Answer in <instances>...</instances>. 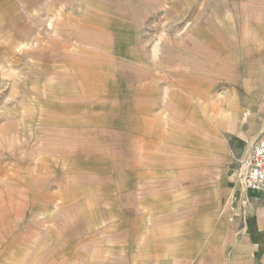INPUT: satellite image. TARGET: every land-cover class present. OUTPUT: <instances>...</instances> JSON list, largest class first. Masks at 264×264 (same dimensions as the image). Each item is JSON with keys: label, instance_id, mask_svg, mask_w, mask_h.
Wrapping results in <instances>:
<instances>
[{"label": "crops", "instance_id": "0c3cea01", "mask_svg": "<svg viewBox=\"0 0 264 264\" xmlns=\"http://www.w3.org/2000/svg\"><path fill=\"white\" fill-rule=\"evenodd\" d=\"M150 4L0 0L13 66L27 52L36 89L12 147L42 142L12 177L0 166L31 199L17 237L38 242L28 264H264V195L236 173L243 147L264 137V0H202L222 30L198 35L187 20L150 33ZM22 7L57 29L39 49L25 52L36 34L22 32Z\"/></svg>", "mask_w": 264, "mask_h": 264}, {"label": "rangeland", "instance_id": "374dc122", "mask_svg": "<svg viewBox=\"0 0 264 264\" xmlns=\"http://www.w3.org/2000/svg\"><path fill=\"white\" fill-rule=\"evenodd\" d=\"M147 3L150 2L152 5L156 3V7H145L141 9L144 11L145 15H142L143 18L147 17L149 13L156 11V16L151 18V21L146 24V30L150 33L155 32H180L183 31L187 26L185 25L186 20L191 21V27L188 28V32H193L198 35L202 31V26L204 30L210 32H221V28L217 24V20L213 19L217 15L216 8L201 7L202 0H146ZM206 1V0H205ZM171 4L172 7H168L167 4ZM196 3V6H192ZM212 3V0H209V4ZM188 7H185V5ZM148 5V4H147ZM183 5V7H182ZM234 9V8H233ZM237 8H235L236 10ZM33 10L28 7H22L21 9V22L20 26L22 32L33 30L36 36L32 41L28 42L25 47V52L32 49L41 48L46 40L44 33L48 30L49 32L57 31L54 27L55 25L50 22L45 23V19L41 16L35 15ZM226 12H232L230 7H225ZM249 9H245L246 14ZM0 11V166L5 169V175H10L14 169L19 166V163L22 159H32L35 160L41 151V143L36 138L31 140L34 147L30 154L24 150H14L13 137L11 136L12 129H14V121L18 120L16 123L29 126V100L28 93L29 90H36L35 87H31L29 78L26 76L27 71L26 64H28L27 52L23 53L18 57L17 63L21 64L19 70H16L13 66L14 61L16 62V56L12 55V50H9L7 47L13 43L11 37L12 30L9 29L6 31V28H11L12 23H5L4 20L6 15L2 14ZM138 19H141V17ZM153 20V21H152ZM156 20V22H155ZM11 25V26H10ZM138 27L142 24H137ZM9 32V33H8ZM37 32V33H36ZM42 33V35H41ZM5 38V40L2 39ZM42 37V38H41ZM8 38V39H7ZM152 40H150V43ZM6 45V50L3 45ZM28 47V49H27ZM231 49V46L227 45ZM24 48H22L23 50ZM7 51H10L9 54H6ZM14 56V57H13ZM14 60V61H13ZM243 65L244 62H241ZM240 65V64H238ZM14 69V70H13ZM238 73V72H237ZM16 80V84L13 81ZM14 120V121H13ZM22 120V121H20ZM19 127V125L17 126ZM10 135H9V134ZM29 141L27 135L24 137L21 136L16 141L19 144L23 145ZM243 152H241V157L236 161V173L239 172L238 176L243 185L244 175L247 171V161L249 157L250 146H244ZM3 170V169H2ZM3 179L9 185L2 184ZM9 180L6 177H3L2 173L0 175V264H28V259L30 255L38 249V246L33 250L29 251L30 246H34L37 243L31 245L30 239H28V233H25V238L28 240L17 239L22 232L25 231V225L30 219H33L31 208V199L29 196L20 195L15 193L13 190V185L8 182ZM12 182V181H11ZM6 187V188H4ZM244 187V185H243ZM245 189V188H244ZM246 190V189H245ZM247 192H259L257 190H246ZM14 192V194H13ZM12 198L11 200H6ZM14 199V200H13ZM4 205L5 208L2 206ZM15 207L19 208L15 211ZM2 208V209H1ZM36 218H38L36 216ZM29 219V220H28ZM34 223H42L41 219L38 218ZM45 223V222H44ZM36 233V232H34ZM32 236V235H31ZM30 243V244H29Z\"/></svg>", "mask_w": 264, "mask_h": 264}, {"label": "built area", "instance_id": "2783aa9c", "mask_svg": "<svg viewBox=\"0 0 264 264\" xmlns=\"http://www.w3.org/2000/svg\"><path fill=\"white\" fill-rule=\"evenodd\" d=\"M243 185L264 195V137L256 139L250 148Z\"/></svg>", "mask_w": 264, "mask_h": 264}]
</instances>
